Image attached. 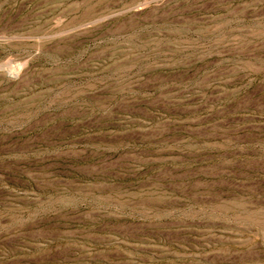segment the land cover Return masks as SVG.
Returning <instances> with one entry per match:
<instances>
[{
  "label": "rangeland",
  "instance_id": "rangeland-1",
  "mask_svg": "<svg viewBox=\"0 0 264 264\" xmlns=\"http://www.w3.org/2000/svg\"><path fill=\"white\" fill-rule=\"evenodd\" d=\"M0 264H264V0H0Z\"/></svg>",
  "mask_w": 264,
  "mask_h": 264
}]
</instances>
